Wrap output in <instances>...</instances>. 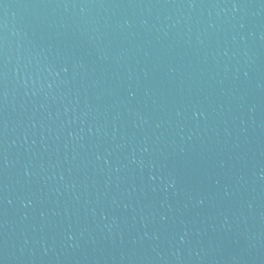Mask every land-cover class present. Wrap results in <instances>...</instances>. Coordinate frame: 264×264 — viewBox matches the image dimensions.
I'll return each mask as SVG.
<instances>
[{
	"label": "water",
	"instance_id": "water-1",
	"mask_svg": "<svg viewBox=\"0 0 264 264\" xmlns=\"http://www.w3.org/2000/svg\"><path fill=\"white\" fill-rule=\"evenodd\" d=\"M0 264H264V0H0Z\"/></svg>",
	"mask_w": 264,
	"mask_h": 264
}]
</instances>
